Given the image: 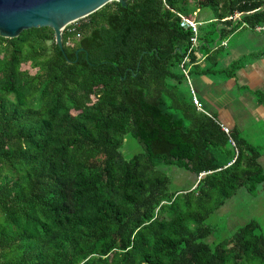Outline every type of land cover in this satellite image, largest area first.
<instances>
[{"label":"trees","instance_id":"obj_1","mask_svg":"<svg viewBox=\"0 0 264 264\" xmlns=\"http://www.w3.org/2000/svg\"><path fill=\"white\" fill-rule=\"evenodd\" d=\"M164 2L187 16L212 5L211 30L199 26L209 61L223 45L206 35L264 23V0H126L67 24L63 49L48 26L0 36V264H264L255 219L204 241L208 215L255 193L264 168L257 146L192 103L191 31ZM198 59L191 75L211 70ZM125 133L143 147L130 158ZM159 164L196 181L169 193Z\"/></svg>","mask_w":264,"mask_h":264},{"label":"crops","instance_id":"obj_2","mask_svg":"<svg viewBox=\"0 0 264 264\" xmlns=\"http://www.w3.org/2000/svg\"><path fill=\"white\" fill-rule=\"evenodd\" d=\"M222 41L226 45L220 47L214 61L207 60L199 49L197 63L201 67L212 66L204 74L192 75L197 95L205 109L228 128L235 127L240 133L254 120L264 130V102H259L255 95V92L264 94V32L237 25L221 39L219 34L216 35L214 43L221 44ZM214 50L213 47L210 49L211 52ZM233 61H239L240 66L233 76H225L222 70ZM263 160L261 154L262 166Z\"/></svg>","mask_w":264,"mask_h":264},{"label":"rangeland","instance_id":"obj_3","mask_svg":"<svg viewBox=\"0 0 264 264\" xmlns=\"http://www.w3.org/2000/svg\"><path fill=\"white\" fill-rule=\"evenodd\" d=\"M193 16L202 23L204 32L211 30L209 22L215 17V11L211 4L194 9ZM206 36H210L213 41L216 39L214 33ZM22 68L29 69L31 73L35 71L26 64H23ZM191 80L193 84L194 79L192 75ZM240 133L253 145L257 146L261 154L264 155V130L261 128L260 123L251 120ZM142 150V144L135 137L130 133L124 134L120 151L125 158H130L133 154ZM262 162L264 167V160ZM157 167L169 178V193L176 190L188 189L196 181L195 175L184 168L172 164H159ZM250 219H255L264 229V184H260L255 193H249L243 187L239 188L222 206L210 213L205 223L212 226L213 231L204 241L213 247L217 242L228 237L237 227Z\"/></svg>","mask_w":264,"mask_h":264},{"label":"water","instance_id":"obj_4","mask_svg":"<svg viewBox=\"0 0 264 264\" xmlns=\"http://www.w3.org/2000/svg\"><path fill=\"white\" fill-rule=\"evenodd\" d=\"M113 0H0V36L16 37L24 29L48 26L63 49V28ZM122 6L126 0H116Z\"/></svg>","mask_w":264,"mask_h":264},{"label":"built area","instance_id":"obj_5","mask_svg":"<svg viewBox=\"0 0 264 264\" xmlns=\"http://www.w3.org/2000/svg\"><path fill=\"white\" fill-rule=\"evenodd\" d=\"M116 1V0H113ZM164 1V0H163ZM165 6L172 10L173 12L176 13V15L179 17V26L182 27L183 29H190L191 31V36H190V48L188 50V53L182 58V61L180 63V69L184 75V78L188 84L190 95H191V100L192 103L195 105L196 109L199 111H203L205 113L210 114L202 105V102L199 99V96L197 95V91L195 87L192 84L191 80V74L189 72V68L187 67L188 65V54L193 53L196 55V57H200L198 45H199V26L201 25V22L196 19L194 16H187L179 11H176L175 9L171 8L169 5H167L164 2ZM240 12H235L233 16H230L229 18H238L240 16ZM243 26H247L246 24H243ZM249 28V26H247ZM253 31L256 32H264V23L257 24L254 27L249 28ZM220 45H226L225 41H222ZM222 129L225 132L229 131V128L225 126L224 124L220 123ZM232 144H234L233 141H231Z\"/></svg>","mask_w":264,"mask_h":264}]
</instances>
